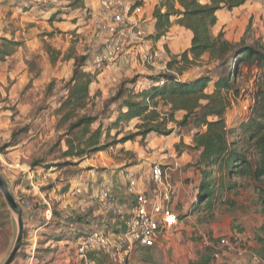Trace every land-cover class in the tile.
<instances>
[{
    "label": "rangeland",
    "instance_id": "1",
    "mask_svg": "<svg viewBox=\"0 0 264 264\" xmlns=\"http://www.w3.org/2000/svg\"><path fill=\"white\" fill-rule=\"evenodd\" d=\"M77 1L0 0V39L21 44L12 56L0 61V173L10 192L25 208L24 220L29 221L28 213L32 209L28 210V207L37 205L31 197L33 185L47 190L55 187L64 190L73 176L93 170L100 175L135 172L140 186L143 184L147 188L151 186L153 165L173 169L176 161L179 167L176 171L173 169L170 176L174 178V186L178 187L172 186L169 205L174 204L172 210L179 214L177 225L162 234L153 249L137 250L127 264H204L205 261L207 264H264V231L260 229L264 223L263 186L248 178L236 177L231 182L237 187L233 191H225L222 199L233 205L215 204L213 210L207 212L196 196L199 177L190 167L197 153L190 150L188 144H191L196 130L191 123L187 127L178 125L183 113H175V121L169 122L168 107L159 104V122L164 124L163 131L171 134L151 133L143 139L136 137L134 141L117 143L123 137L137 134L141 122L135 119L109 129L119 114L121 101L102 112L107 100L121 86L131 87L132 81H135L136 90L144 84L147 86V78L164 73L170 56L181 53H167V56L154 61L155 66L133 68L128 65L140 64L139 56L142 54L131 55L128 48L132 43L127 45L125 40L121 51L113 56L117 57L115 60L105 59L104 47L111 38L100 29V22L104 20L99 13L101 0ZM160 1H156V6ZM247 1L238 9L219 12L212 34L221 32L229 42L242 41L246 46L264 49V1ZM179 38L181 45L176 50H183L186 37L179 35ZM47 45L60 54L53 64H50L45 51ZM74 55L86 56V72L97 71V77L105 72L103 77L109 80L103 83L104 91L94 83L90 86L88 106L78 115L97 116L90 132L101 131L99 143L106 149L86 153L80 159L62 156L67 150L66 140L72 135L68 137L69 123L61 121L62 113L58 111L67 96V83L73 70V60L69 58ZM97 56L103 57L99 71L95 63ZM118 61L122 64L114 66ZM214 66L197 65L185 77L199 75L207 68L212 70L213 76L220 75V70ZM261 75L262 71L256 67H243L235 82L238 96L234 98L231 92L227 96L230 101L225 114L228 128H237L247 121ZM239 140L240 137L231 139L239 142V148L246 150L247 144ZM48 174L52 176L43 181V176ZM14 218L0 194V264L7 258L15 241ZM25 228L23 251L16 264L18 260L30 258L28 251L34 252L33 256L40 254V259L48 264H64L61 247H51L52 244L44 253L53 252L58 259H43L44 253L36 251L39 234L36 238L27 222Z\"/></svg>",
    "mask_w": 264,
    "mask_h": 264
},
{
    "label": "trees",
    "instance_id": "2",
    "mask_svg": "<svg viewBox=\"0 0 264 264\" xmlns=\"http://www.w3.org/2000/svg\"><path fill=\"white\" fill-rule=\"evenodd\" d=\"M246 2L208 0V3L200 4L198 0H161L153 10L154 31L148 39L160 40L175 24L191 33L190 47L178 56H170L164 73L147 78L150 86L136 90L135 81L131 82V87L125 84L102 109L104 112L108 106L121 101L119 114L109 129H116L135 119L141 122L137 134L123 137L117 143L134 141L136 137L143 139L151 133L171 134L164 132V124L159 122V104L168 107L169 122L175 121V113H183L178 125L187 127L191 123L196 130L189 146L197 153L191 167L199 174L196 196L207 212H211L215 204L233 205L229 200L222 199L225 191H233L237 187L231 182L236 177L248 178L264 187V49L246 46L242 41L229 42L221 32L212 34L219 12H230ZM0 40V61L12 56L21 47L17 41ZM45 51L50 64L55 63L59 52L48 45ZM69 59L73 60L72 76L67 83V96L58 111L62 113L61 121L69 123L68 137L72 136L66 140L67 150L62 156L80 159L86 153L106 149L99 143L101 131L90 132L97 116H78L88 106L89 89L96 82L98 72L84 70L86 56L74 55ZM197 65H215L220 75L213 76L212 70L207 68L199 75L185 77ZM243 67H256L262 75L256 85L254 104L247 121L230 129L225 123V114L230 106L227 96L230 92L234 98L238 96L235 82ZM234 137H240L239 141L247 144V149L239 148V142H232ZM262 214L264 216V210ZM260 229L264 231V223ZM66 238V234H60L55 240Z\"/></svg>",
    "mask_w": 264,
    "mask_h": 264
},
{
    "label": "crops",
    "instance_id": "3",
    "mask_svg": "<svg viewBox=\"0 0 264 264\" xmlns=\"http://www.w3.org/2000/svg\"><path fill=\"white\" fill-rule=\"evenodd\" d=\"M137 1L141 2H131L142 7L143 15L138 19L141 21V26L145 29L149 37L154 31L155 22L152 18V13L157 0ZM198 1L200 4L208 3V0ZM179 35L186 37L183 50H176V48L179 49V46L181 45ZM190 41L191 33L173 24L166 36L162 37L160 40L153 41L152 39L147 38L142 41H135L128 48V52L131 53V55L136 56L144 53H152L158 50L163 52L162 56L158 58L161 59L164 56H167V53L169 55L183 53L190 47ZM129 44L130 43L128 42L127 45ZM139 58L141 59V55ZM120 64H122V61H118L114 66H119ZM142 65L155 66V64H144L142 61L140 64L134 62L128 66L142 68ZM128 66L126 65L125 67L129 68ZM129 71L131 70H128V72ZM103 75H105V72L99 74L97 77V83H94L98 89H101V91H104L105 88L103 83L106 84L109 81L108 78L104 79L105 76L103 77ZM111 79L115 81V78L112 77ZM143 86H146V84ZM190 145L191 144H188V146ZM192 163L193 162H191L190 167ZM174 166L175 168L173 169L176 171L179 164L174 161ZM173 169H163L166 172L167 183L171 187L175 184L173 183L174 178L170 176V172L174 171ZM33 174H35V172ZM196 174L199 177L198 172H196ZM135 175H137V173L131 171L120 172V174H117V172H111L109 174L100 175L91 170L87 172V174L73 176L68 181V188H65L64 190H60L58 187L47 190L33 185L31 197L34 199L35 204H37L38 207L37 205H34V208H31L30 206L28 207V210H32L28 213L30 217L29 221L25 220V226L26 222L27 227L28 225L32 226L33 230L31 232L34 233L36 238H38L37 234H39L40 242L39 245L37 244L36 246L38 249L36 251H42L44 253L46 247L52 244L51 247H61L60 250L63 253V256L61 257H63L62 262L64 264H78L74 246L70 245L69 249L71 250L69 251L67 247L63 246L64 241H56L55 239L57 238V235L59 236L60 234L70 236L72 234L75 235L76 233L84 234L91 230H103L104 228L108 231L110 230V232H117L116 227L111 224L116 216L113 213L106 214L103 205L98 198V194L102 189L108 192L113 207L124 211L125 218L131 215L132 209L136 205L135 200L138 193H146L149 196H154L155 194H157V196L163 195L164 188L162 186L156 190V187L150 182V187L146 188L143 184L142 186L144 187H142ZM48 176L52 175H44L43 181H47ZM130 177L135 181L133 192H130L129 190ZM176 187L178 186H174L175 189ZM171 208H174V204H171ZM118 220V225L123 228L120 218H118ZM137 250L132 253L131 258L136 255ZM40 257V254H36L31 260L30 258L18 260V264H48L46 261H42ZM42 258L48 261L56 260L58 259V256L54 255L53 252H46L43 254ZM90 259L95 261V264H109L108 261L100 255H91Z\"/></svg>",
    "mask_w": 264,
    "mask_h": 264
},
{
    "label": "built area",
    "instance_id": "4",
    "mask_svg": "<svg viewBox=\"0 0 264 264\" xmlns=\"http://www.w3.org/2000/svg\"><path fill=\"white\" fill-rule=\"evenodd\" d=\"M99 13L104 19L100 22V29L111 38L107 40L104 47L105 59L115 60L117 57L113 58V56L121 51L125 40L134 43L145 39L146 33L138 19L143 15V10L134 2L101 0ZM162 54L163 52L158 50L144 53L141 55V61L144 64H153ZM102 60L103 57L95 58L98 71L101 70ZM147 86H150V82ZM129 179V190L133 192L135 181L132 177ZM150 179L156 190L161 186L164 188L163 195L159 197L157 194L149 196L146 193H138L136 205L127 218L123 210L113 207L106 190L102 189L99 192L98 198L105 213H113L116 216L111 224L116 227L117 232H110L104 228L68 236L64 246H74L76 258L80 264H95V261L90 259V256L94 254L104 257L109 264H127L136 249L154 248L159 237L177 225L178 215L169 205L173 188L167 183L166 172L155 164L151 167ZM118 218L123 228L118 225ZM224 245L231 248L228 243ZM32 253L28 251L30 260L33 258Z\"/></svg>",
    "mask_w": 264,
    "mask_h": 264
},
{
    "label": "water",
    "instance_id": "5",
    "mask_svg": "<svg viewBox=\"0 0 264 264\" xmlns=\"http://www.w3.org/2000/svg\"><path fill=\"white\" fill-rule=\"evenodd\" d=\"M0 194L2 195L7 208L14 215V221L16 226V237L14 244L7 258L2 264H16L18 257L21 254L22 246L24 243L25 236V220L26 214L25 208L21 206L19 201L10 192L9 186L5 181L4 177L0 173Z\"/></svg>",
    "mask_w": 264,
    "mask_h": 264
}]
</instances>
